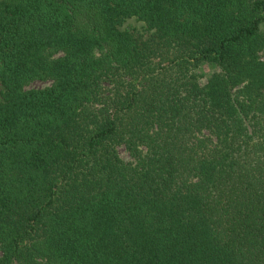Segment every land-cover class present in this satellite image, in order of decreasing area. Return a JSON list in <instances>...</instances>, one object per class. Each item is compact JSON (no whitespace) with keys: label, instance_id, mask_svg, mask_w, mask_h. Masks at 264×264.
<instances>
[{"label":"trees","instance_id":"1","mask_svg":"<svg viewBox=\"0 0 264 264\" xmlns=\"http://www.w3.org/2000/svg\"><path fill=\"white\" fill-rule=\"evenodd\" d=\"M0 85V264H264V0H0Z\"/></svg>","mask_w":264,"mask_h":264},{"label":"rangeland","instance_id":"2","mask_svg":"<svg viewBox=\"0 0 264 264\" xmlns=\"http://www.w3.org/2000/svg\"><path fill=\"white\" fill-rule=\"evenodd\" d=\"M121 30H129V31H134V32H139L140 34L145 35L146 34V30H145V26L141 23L138 22L134 19H130V20H126L120 27ZM49 86L48 82H34L32 84H30L27 88L28 89H42ZM1 92H2V88L0 85V98H1ZM120 152V156L122 157L123 160L128 161V155L125 153V151L123 149L119 150Z\"/></svg>","mask_w":264,"mask_h":264}]
</instances>
